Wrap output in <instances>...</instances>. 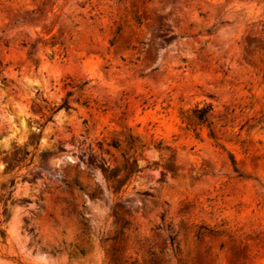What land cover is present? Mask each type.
Returning a JSON list of instances; mask_svg holds the SVG:
<instances>
[{"label": "rangeland", "instance_id": "rangeland-1", "mask_svg": "<svg viewBox=\"0 0 264 264\" xmlns=\"http://www.w3.org/2000/svg\"><path fill=\"white\" fill-rule=\"evenodd\" d=\"M0 231V264H264V0H0Z\"/></svg>", "mask_w": 264, "mask_h": 264}, {"label": "trees", "instance_id": "trees-1", "mask_svg": "<svg viewBox=\"0 0 264 264\" xmlns=\"http://www.w3.org/2000/svg\"><path fill=\"white\" fill-rule=\"evenodd\" d=\"M61 108L68 109V103L67 101H64L63 104L61 105ZM211 111V106L209 104L203 105L199 107L198 105L190 109L189 111H186L182 113V122L185 124V126L188 129H192L195 131L196 129H199L202 126H206L209 129L210 123L208 122V114ZM209 135L212 136V132L209 129ZM231 163L233 166V169L235 170V162L233 159H231ZM0 236L4 238V233L3 231H0ZM115 241L116 239H112ZM170 244L173 245L174 243V237L169 236ZM112 261L113 262H118L119 261V253L120 249L118 247H114L112 249Z\"/></svg>", "mask_w": 264, "mask_h": 264}]
</instances>
